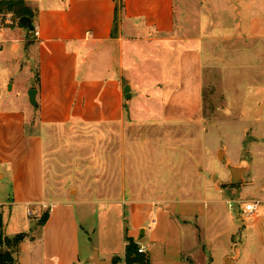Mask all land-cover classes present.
<instances>
[{
	"label": "crops",
	"instance_id": "0c3cea01",
	"mask_svg": "<svg viewBox=\"0 0 264 264\" xmlns=\"http://www.w3.org/2000/svg\"><path fill=\"white\" fill-rule=\"evenodd\" d=\"M25 1L36 13L33 24L38 35L30 37L29 31L23 25L20 27L17 21L14 22L11 15L0 22V33L5 41L0 50V70L10 71L7 81L13 82L11 91L15 88V79L24 77L26 92L23 93L36 90L38 105L29 107L26 103L22 104L23 100L18 103L19 97L13 98L0 91V188L5 190V195L0 196V219L6 236L28 235L20 246L17 264H93L90 262L93 251L85 260L82 258L81 227L76 211V206L80 204L99 205L103 216L117 209V220L122 223L125 237L124 250H99L100 260L126 264L125 252L129 238L146 249L149 263L154 264L158 247L166 246L172 242L170 237H173L168 232L170 211L163 206L179 204V200L157 196L137 200L135 196H124L119 191L105 193L108 189L101 185L103 177L102 181L98 180L97 185L101 183V187H96V193L92 190L93 185H89L88 177L87 181L84 180L86 188L82 190L86 195H82L79 189L65 186L66 183H55L49 190L44 132L49 127L93 125L104 127L102 143H106L111 136L110 128L119 131L127 120L132 123L138 120L135 117L131 119V114L126 118L127 108L132 105L136 94L130 78H125L124 70L130 66L134 73L137 68L144 69L151 61H143V65H140L136 56L126 60V51H129V57L131 53L136 55L132 43L165 46L164 53L170 61L180 59L178 71H174L175 75L172 76L167 63L161 71H156L154 66V72H151V68L141 71L140 77L156 81L151 87L147 85L137 93L139 100H142L146 123L161 129L199 125L198 114L203 105L204 87L203 48L209 44L210 50L215 51L220 41L264 42V0L244 7L236 30L230 36L221 34L219 37L203 38L195 35L201 24V14L193 10L194 17L191 18L185 7L178 14L179 0H123L119 9L118 1L120 3L121 0ZM214 51L211 57L216 61L219 52ZM160 73L163 78L159 80ZM189 73L193 75L187 76ZM186 78H192L191 86L186 85L191 93L184 99L179 95L185 89ZM126 85L131 89L130 102L125 99ZM153 90L161 92L153 96ZM131 111L135 114L134 110ZM111 141L114 149L112 172L121 173L120 165H117L120 157L117 158L116 152H121L122 135L119 132L113 134ZM100 152L103 154H97L98 157L106 159L105 153L108 151H105V147ZM155 156L161 157V153ZM154 170L155 167L151 174L156 177L149 181L148 188L179 189L178 185L174 187L172 184L176 179L174 175L163 181L162 173ZM131 176L129 187L114 185L111 189H135L136 178ZM74 190L75 195L72 194ZM42 204L51 208L49 218L43 227H35L34 230V222H38L46 213L41 208ZM224 204L227 205L222 200L212 202L207 220L205 218L208 225L216 224L218 220L214 216L218 210L223 212ZM121 205L129 206L127 221L123 218V222L119 209ZM30 212L33 214L31 217ZM234 217L238 227L236 222L241 223L242 219ZM240 227L242 229L236 244L231 240L233 230L229 236L228 248L222 253L224 264L228 260L231 264H264V205H261L259 217L250 224L241 223ZM250 231L253 234L254 251L250 249L249 239H246L247 234L250 237ZM146 237L150 249L141 243ZM219 238V234L212 238L210 244L207 243L208 247H216ZM199 244H202L201 240ZM207 250L210 256L197 264H217L212 249ZM235 251L236 254H233Z\"/></svg>",
	"mask_w": 264,
	"mask_h": 264
},
{
	"label": "rangeland",
	"instance_id": "374dc122",
	"mask_svg": "<svg viewBox=\"0 0 264 264\" xmlns=\"http://www.w3.org/2000/svg\"><path fill=\"white\" fill-rule=\"evenodd\" d=\"M235 1L179 0L177 10L178 14H181L182 8L185 7L191 18L194 17V11L201 14V24L195 32L197 36H230L236 30L244 7L253 2L260 3V0ZM132 44L136 55L131 53L129 57V51H126V60L136 56L140 65H143V61H151V64L148 63L150 66L146 63L144 69L137 68L134 73L131 72L130 66L124 70L125 78H130V84L136 94L132 105L127 108L126 118L131 114V119L135 117L138 120L135 123L127 120L119 131L110 128L111 136L106 143H102L104 127L73 124L47 128L44 132L47 188L52 190L55 183H66L65 186L79 189L82 195H86L87 193L82 191L86 188V177L90 180L89 185H93L92 190L95 193L96 187L101 184L97 185L98 180L102 181L103 177L101 185L108 189L105 193L119 191L124 196H135L137 200H145L151 196L168 200L178 199L179 204L163 206L165 210L170 211L168 232L173 237H170L172 242L158 247L154 264H197L196 262L210 256L207 249H212V256L216 257L217 264H224L222 253L228 248L232 230L231 240L236 244L242 229L241 223L250 224L254 218L259 217L261 205H264V42L220 41L215 47V51L219 52L216 61L211 57L214 50H210L209 44L203 48L204 87L203 105L198 114L199 125H186L183 129H161L146 123L142 100H139L137 95L147 85L151 87L156 83L151 82L152 78L146 80L140 77L142 70L149 71L151 68V72H154V66L156 71H161L167 63L168 72L172 76L175 75L174 71H178L180 59L174 58L170 61L165 56V46ZM9 72L8 69L0 70V91L12 95L13 98L19 97L18 103L23 100L22 104L26 103L31 107L29 92L23 93L26 92L24 77L15 79V88L11 91L13 82L7 81ZM189 75L193 74H187ZM185 81V89L179 96L187 99L191 92L186 85L191 86L192 78H186ZM160 92L161 90H153L152 94L156 96ZM130 110H134L135 114ZM118 132L122 135L121 152H116L117 158L120 157L117 159V165H120L121 173H113L114 149L111 139L113 134ZM102 147L108 151L105 154L110 155V159H107V156L106 159L98 157L97 154H103L100 152ZM159 151L162 158L155 156L160 155ZM107 162H110L109 166ZM228 166L244 168L239 185L232 183ZM154 167L162 173L163 181L174 175L176 179L172 184L174 187L178 185L179 189L148 188L149 181L156 177L151 174ZM130 176L136 178L135 189H111L114 185L129 187ZM72 194L75 195L76 191H72ZM4 195V188H0V196ZM78 200L81 201V198ZM221 200L227 205H223V212L218 210V214L214 216L218 220L216 224L208 225V209L213 201ZM246 202L259 203L258 212L254 215L244 213L240 203ZM233 204L235 208L231 210L230 205ZM128 208V205L119 207L121 222L123 218L127 221ZM76 211L81 227V251L84 260L95 251L124 250L125 237L122 223L117 220V209L111 210L110 214L113 216L108 219L110 214L103 216L99 205L80 204L76 206ZM233 216L242 219L241 223L236 222L238 227ZM218 234L220 238L216 241V247H208L207 243L210 244V240ZM248 235L246 239H249L250 249L253 250V234L251 233L250 237ZM243 236L245 238V235ZM199 239L202 244H199ZM141 243L150 249L148 237L143 238ZM233 254H236V251Z\"/></svg>",
	"mask_w": 264,
	"mask_h": 264
},
{
	"label": "trees",
	"instance_id": "16d2710c",
	"mask_svg": "<svg viewBox=\"0 0 264 264\" xmlns=\"http://www.w3.org/2000/svg\"><path fill=\"white\" fill-rule=\"evenodd\" d=\"M123 4V0L118 1V9ZM8 15H11L14 22L22 17H29L32 20L35 19V11L28 6L25 0H0V22L4 21ZM20 27L22 25L19 24ZM49 218V212L44 213L42 218L37 222V226H34V230L37 227H43ZM36 227V228H35ZM28 235L21 233L13 237L5 235L3 230V223L0 219V264H17L18 253L20 251L21 244L26 240ZM139 245L132 239H127V247L125 252L126 264H150L148 257L145 254L139 253Z\"/></svg>",
	"mask_w": 264,
	"mask_h": 264
},
{
	"label": "water",
	"instance_id": "95a60500",
	"mask_svg": "<svg viewBox=\"0 0 264 264\" xmlns=\"http://www.w3.org/2000/svg\"><path fill=\"white\" fill-rule=\"evenodd\" d=\"M19 23L21 25H23L24 28H26L29 31L30 37H34V35H35V26H34L33 20L31 18L22 17L19 20ZM130 90H131L130 86H126L125 87L124 93H125V99H126L127 102H130V99H131ZM36 95H37L36 90L29 91V99H30L31 104L34 107L38 106L37 103H36ZM228 169H229L230 173L232 174V183L235 184V185H239L241 183V179H242L241 176L244 173V168L228 166ZM142 234H144V233H142ZM229 261L230 260L227 261V264H231ZM90 262L93 263V264H113L112 261H102V260H100L98 251H95L92 259H90Z\"/></svg>",
	"mask_w": 264,
	"mask_h": 264
},
{
	"label": "built area",
	"instance_id": "2783aa9c",
	"mask_svg": "<svg viewBox=\"0 0 264 264\" xmlns=\"http://www.w3.org/2000/svg\"><path fill=\"white\" fill-rule=\"evenodd\" d=\"M35 35H38V31L35 30ZM4 39L3 36L0 33V50L3 49V44H4ZM241 205V209L243 210L244 213H246L247 215H254L256 212H258L260 204L259 203H255V202H246V203H240ZM42 209L44 210H48V212L51 211V208L46 205V204H42L41 205ZM235 208V205H230V209L233 210ZM33 214L30 212L29 216L31 217ZM139 253L141 254H145L146 253V249L144 247H140L139 248Z\"/></svg>",
	"mask_w": 264,
	"mask_h": 264
}]
</instances>
